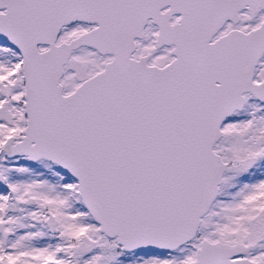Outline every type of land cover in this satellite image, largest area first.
Segmentation results:
<instances>
[{
	"label": "snow or ice",
	"instance_id": "6c2138e0",
	"mask_svg": "<svg viewBox=\"0 0 264 264\" xmlns=\"http://www.w3.org/2000/svg\"><path fill=\"white\" fill-rule=\"evenodd\" d=\"M0 264H264V0H0Z\"/></svg>",
	"mask_w": 264,
	"mask_h": 264
}]
</instances>
